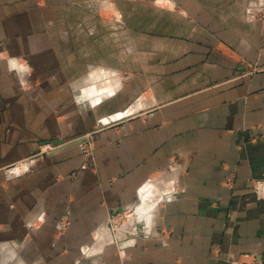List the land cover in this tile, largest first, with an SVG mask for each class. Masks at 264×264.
<instances>
[{
	"label": "crops",
	"instance_id": "obj_1",
	"mask_svg": "<svg viewBox=\"0 0 264 264\" xmlns=\"http://www.w3.org/2000/svg\"><path fill=\"white\" fill-rule=\"evenodd\" d=\"M259 10L0 0V264L264 263ZM90 133L85 169L68 143Z\"/></svg>",
	"mask_w": 264,
	"mask_h": 264
},
{
	"label": "rangeland",
	"instance_id": "obj_2",
	"mask_svg": "<svg viewBox=\"0 0 264 264\" xmlns=\"http://www.w3.org/2000/svg\"><path fill=\"white\" fill-rule=\"evenodd\" d=\"M253 16V15H252ZM250 14L248 15V19L249 20H262L264 19V11L263 10H259L256 12V14L252 17ZM248 74L252 75L253 73H257V72H264V68L261 67H249L248 68ZM120 126V123L117 125ZM95 133H90L87 135H84L83 137H80L78 139H82L83 138V142L82 143H68V144H76V145H80L81 147V154L83 157V168L85 169H89L91 167H93L95 165V149L93 146V142H92V136ZM85 141V142H84ZM67 143H63V145H65ZM56 147L52 146L50 147L48 150L46 149L45 151H47L46 153L49 154L50 152H52L54 149H56ZM229 181V182H228ZM227 182L232 184V182L234 181V178L232 176L229 177V180ZM234 183V182H233ZM254 185L256 186L255 189L257 190L258 187H263L264 188V181L261 180H255L253 181ZM260 199V198H259ZM262 199V198H261ZM264 199V198H263ZM132 215L131 211H120V212H116L115 215L110 216L109 220H108V228H113L114 231L122 230V232L126 231L125 228L127 225H125L127 223V220H129V217ZM69 225H70V215L69 213H65V215L61 218L60 221V231L61 233H67L69 230ZM162 233V231H160V234ZM170 231H164L163 234H167L169 235ZM158 239L163 240V238L161 236L158 237ZM256 261L257 264H264L261 260H258L256 257L251 256L249 257L247 260L241 259L239 261V264H250L251 262ZM78 260H77V263ZM81 264H90L88 261H84Z\"/></svg>",
	"mask_w": 264,
	"mask_h": 264
},
{
	"label": "built area",
	"instance_id": "obj_3",
	"mask_svg": "<svg viewBox=\"0 0 264 264\" xmlns=\"http://www.w3.org/2000/svg\"><path fill=\"white\" fill-rule=\"evenodd\" d=\"M229 177H228V180H229ZM256 194H257L258 198H264V188L263 187H258V189L256 190ZM250 264H257V262L253 261Z\"/></svg>",
	"mask_w": 264,
	"mask_h": 264
},
{
	"label": "water",
	"instance_id": "obj_4",
	"mask_svg": "<svg viewBox=\"0 0 264 264\" xmlns=\"http://www.w3.org/2000/svg\"><path fill=\"white\" fill-rule=\"evenodd\" d=\"M82 142H83V138L82 139H77L76 141H74V143H82ZM62 144H63L62 142H58V143H56V146H60Z\"/></svg>",
	"mask_w": 264,
	"mask_h": 264
},
{
	"label": "bare ground",
	"instance_id": "obj_5",
	"mask_svg": "<svg viewBox=\"0 0 264 264\" xmlns=\"http://www.w3.org/2000/svg\"><path fill=\"white\" fill-rule=\"evenodd\" d=\"M85 142V141H84ZM123 228H125V227H123Z\"/></svg>",
	"mask_w": 264,
	"mask_h": 264
}]
</instances>
